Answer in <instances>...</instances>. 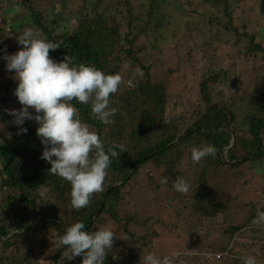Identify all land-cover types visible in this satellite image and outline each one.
Here are the masks:
<instances>
[{"label":"trees","instance_id":"16d2710c","mask_svg":"<svg viewBox=\"0 0 264 264\" xmlns=\"http://www.w3.org/2000/svg\"><path fill=\"white\" fill-rule=\"evenodd\" d=\"M17 1L29 10L33 25L40 29L43 36L58 45L56 50H50L51 58L59 62L68 55L77 64L83 62L107 74L119 73L122 76L118 92L110 98L111 106L117 108V114L110 118L111 123L105 125L93 117L90 105L80 104L76 100L72 103L78 109L81 120L97 133L106 147L116 142L124 150L118 158L112 159L104 190L92 196L89 206L76 211L71 206L70 183L48 172L50 163L40 158L44 146L37 136L39 125L33 120L16 125V117L9 115V110L23 107L14 94L18 86L14 79L15 72H9L7 81H0V112L4 110L6 115L0 114V122L12 138L9 144L0 141V264H33L35 244L40 246L44 240L37 238L38 234L52 229L60 238L66 228L75 222L84 223L86 231H94L100 228L105 216L111 217L120 227L124 226L123 230L131 240L125 249L130 256L127 264H142L141 256L152 251L151 246L145 244L146 239H156L159 233L154 230L149 236L147 232V235H138L130 227L139 225L145 230L150 223L148 221L156 217L139 213L136 209L126 217L120 214L119 209L127 195L135 199L140 196L142 189L136 190V193L130 184L145 166L162 171L159 178H151L150 185L154 190H164L181 205L191 206L194 210L191 212L195 215L215 218L223 213L228 214L229 206L218 201L209 177L221 169H236L246 164L264 168V95L255 110L251 114L247 112L240 120L232 105L213 100L209 82L216 83L220 77L212 75L201 84L202 96L197 108L190 110L189 114L181 112L182 108L170 100L167 86L150 78L154 65L148 66L149 57L147 63L142 65L143 60L138 55L144 51L136 49L134 45L140 37L145 36L154 55L161 48L160 42H167L176 31L172 12L163 9L168 0H81V5L68 14L64 9L73 5L75 0H65L62 4H51L54 16L45 15L43 6L35 0ZM145 1L149 3L148 8L140 3ZM259 1L264 15V0ZM187 2L189 5L196 3L191 11L210 18L211 22L219 18L217 14L223 15L230 20L222 23L224 30H236L229 0ZM218 6L220 9H217ZM72 22L73 26L69 28L67 24ZM0 32L4 30L0 29ZM245 36L250 37L251 51L264 54V46L255 43V36ZM137 65L144 69L146 77L135 81L133 91L131 87L134 84L129 81L125 84L123 73L126 67ZM29 110L35 114L33 109ZM22 128H26L27 132H21ZM234 138L236 143L228 150ZM206 145L216 147L215 157L208 156L199 164L193 163L191 148ZM178 177L190 183L188 193L174 189ZM165 178L167 183H161ZM162 201L152 205L160 208ZM137 206L142 208L144 204ZM258 211H264V206L256 204L254 211L242 223L233 219L225 229L227 240L218 244L197 246L205 235L202 233L203 225L195 224L194 233L199 234L196 237L194 234V252L180 254L176 257V264L192 261L194 264H243L245 256H237L239 247H245L251 256L264 260V240L258 241L259 234L264 239V229L253 223ZM161 220L162 214L158 223ZM256 231L259 234L252 236V245L242 243L249 234H257ZM24 242L30 243L26 251L23 249ZM40 247L43 248V245ZM65 251L67 246L55 252L51 263H65V260H61ZM218 255H221L220 258ZM116 259L109 252L105 264H116ZM82 261V255L75 256L70 264H82Z\"/></svg>","mask_w":264,"mask_h":264},{"label":"rangeland","instance_id":"374dc122","mask_svg":"<svg viewBox=\"0 0 264 264\" xmlns=\"http://www.w3.org/2000/svg\"><path fill=\"white\" fill-rule=\"evenodd\" d=\"M35 1L43 6L42 11L45 15L54 16L51 4L55 6L62 4L65 0ZM229 1L232 23L237 31L224 30L222 23H227L230 20L221 14H217L219 18H214L211 22L210 18H204L191 11L197 5L196 3L189 5L187 0H168L163 9L172 12L173 26L176 31L171 34L167 42L164 40L160 42L161 48L154 55L153 48L147 43L145 36L140 37L134 44L136 49L139 48L144 51L138 55L143 60L142 65L147 63L148 57L150 59L148 66L154 65L150 70V78L167 86L170 100L182 108L181 112L189 114L190 110L193 111L197 108L201 102V84L212 75H219L220 77L216 83L209 82V90L213 100L232 105L240 120L247 112L251 114V111L255 110L259 104L258 102L263 99L264 54L251 51L252 42L250 37L245 36V34L255 36V43L264 46V15L261 13L260 1ZM140 3L147 8L149 6L147 1ZM49 5L50 8L48 9ZM80 5L81 0H75L73 5H69L64 11L68 14ZM137 8L136 11H138ZM217 9H220V6ZM67 26L71 28L73 22ZM27 28H32L42 34L40 29L33 25L29 10L26 7L18 3L17 0H0V29L4 30V32H0V81L6 82L9 76V71L6 69L7 62L3 59L5 54L3 49H7V54H14L19 51L22 46L17 42L18 35ZM131 62L132 60L130 61L132 65ZM123 76L125 84L128 81L134 84L131 87L127 83L134 91L135 81L145 78L146 74L144 69L137 65L132 66V68L126 67ZM0 114L6 117L4 110H1ZM0 141L7 144L12 143L10 134L1 122ZM260 167L246 164L236 169H221L210 176L209 179L217 194L218 201L229 206L230 209L228 214L223 213L215 218H203L199 214L192 213L194 210L191 206L186 207V205H181L175 201L172 195L166 191L154 190L150 185L151 178H159L162 171L153 166H145L140 175L130 184L133 185L132 191L134 192L142 189L140 196L138 195L135 199L133 196L127 195V199L122 202L119 212L122 216L129 217L128 213L136 209L139 213L156 217L148 221L150 223L145 227V230L139 225H131L130 228L138 235H145L147 232L149 236L154 230L159 233L158 238L148 237L145 243L148 244L147 247L151 246V253H155L157 257L172 254H176L178 257L187 252L192 254L195 237L199 234L194 233L193 226L195 224L203 225L202 233L205 235L197 246L218 244L227 240L225 235L227 224H232L234 220L242 223L254 211L256 204L260 207L264 206V168ZM159 200H164L161 202L160 208L152 205L160 202ZM138 202L144 204V207H138ZM161 214L162 220L161 223H158ZM191 215L195 217L191 218ZM100 225L99 227L110 228L116 234L113 248L110 251V255L117 258L116 264H127L130 256L125 249L128 248V241L131 240L124 232V226L120 227V224L109 216H105V220ZM255 225L264 229V223H255ZM255 233L257 234H249L247 240L242 241V243L252 245V236L256 237L259 234L257 231ZM36 237L44 238V240L40 244V246L43 245V248L35 244L33 264H52L54 253L63 247L60 244L58 234L52 229H48ZM259 238V242L264 240L261 239V234H259ZM151 242H153L152 245ZM27 247L30 248V243L24 242L23 249L25 251ZM238 254L245 257L251 256L245 247H239L237 256ZM74 259L75 257L69 259L66 253L61 258V260H65L63 264H70ZM255 259L257 262H264L263 259L262 261L259 258ZM183 263L194 264V261Z\"/></svg>","mask_w":264,"mask_h":264},{"label":"clouds","instance_id":"9594fccd","mask_svg":"<svg viewBox=\"0 0 264 264\" xmlns=\"http://www.w3.org/2000/svg\"><path fill=\"white\" fill-rule=\"evenodd\" d=\"M17 42L22 47L16 53L7 54V49H3L6 69L14 71V79L18 81L14 94L23 106L20 110H9V115L16 117V125H22L25 120L39 125L37 136L44 146L40 158L50 163L48 172L70 183L71 206L79 211L89 206L94 194L104 190L112 159L118 158L124 149L116 142L106 147L97 133L81 120L72 101L90 105L92 116L107 125L117 114L110 98L118 92L122 76L107 74L83 62L77 64L68 55L59 62L54 60L50 50H56L58 45L32 28L19 34ZM21 132L26 133L27 129L22 128ZM216 152L214 145L193 146L191 159L199 164L208 156L215 157ZM161 183H167L166 178ZM173 187L186 194L191 186L185 178L178 177ZM253 223H264V211L257 212ZM115 236L108 227L86 231L84 223L75 222L66 228L60 244L67 246L65 253L69 259L82 255V264H105ZM141 261L142 264H176V254L161 259L149 253L141 256ZM243 264H257V261L246 256Z\"/></svg>","mask_w":264,"mask_h":264},{"label":"water","instance_id":"95a60500","mask_svg":"<svg viewBox=\"0 0 264 264\" xmlns=\"http://www.w3.org/2000/svg\"><path fill=\"white\" fill-rule=\"evenodd\" d=\"M235 143H236V139L234 138V139H233V144H232V146H231L228 150H231V148L234 147Z\"/></svg>","mask_w":264,"mask_h":264},{"label":"built area","instance_id":"2783aa9c","mask_svg":"<svg viewBox=\"0 0 264 264\" xmlns=\"http://www.w3.org/2000/svg\"><path fill=\"white\" fill-rule=\"evenodd\" d=\"M221 255H218V258H220Z\"/></svg>","mask_w":264,"mask_h":264}]
</instances>
